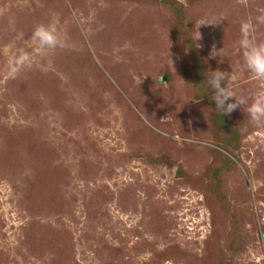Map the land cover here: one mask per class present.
<instances>
[{
  "label": "rangeland",
  "instance_id": "rangeland-1",
  "mask_svg": "<svg viewBox=\"0 0 264 264\" xmlns=\"http://www.w3.org/2000/svg\"><path fill=\"white\" fill-rule=\"evenodd\" d=\"M258 15L264 0H0V264H264V128L207 85L219 69L249 103L264 91L237 51ZM51 23L67 46L8 79Z\"/></svg>",
  "mask_w": 264,
  "mask_h": 264
},
{
  "label": "clouds",
  "instance_id": "clouds-1",
  "mask_svg": "<svg viewBox=\"0 0 264 264\" xmlns=\"http://www.w3.org/2000/svg\"><path fill=\"white\" fill-rule=\"evenodd\" d=\"M202 24L205 22H201ZM259 25H264V15H258L241 22L237 51L242 56L244 68L255 80L264 83V41L259 40L256 36ZM196 35V40L200 39L198 32ZM17 39H23V34H19ZM31 40L34 45L32 52L21 51L13 53L9 57L6 70L8 79H16L23 70L31 68L35 57L43 58L50 52L67 46L66 39L58 31L55 23L37 25L31 33ZM14 46L13 44L12 47ZM227 81V73L219 69L208 73L207 85L213 92L211 100L215 102L216 111L221 115H227L238 107L246 106L245 110L250 122L255 127L264 128V91L255 93L249 103L248 98L237 96L236 91ZM230 100L235 102H228Z\"/></svg>",
  "mask_w": 264,
  "mask_h": 264
}]
</instances>
